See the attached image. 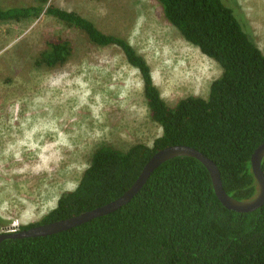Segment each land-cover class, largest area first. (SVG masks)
I'll return each instance as SVG.
<instances>
[{"label": "trees", "instance_id": "obj_1", "mask_svg": "<svg viewBox=\"0 0 264 264\" xmlns=\"http://www.w3.org/2000/svg\"><path fill=\"white\" fill-rule=\"evenodd\" d=\"M34 1L0 5V22L31 21L45 13L81 31L92 44L119 47L140 73L151 119L163 132L153 146L136 143L122 151L101 144L77 187L64 192L40 221L20 229L115 200L158 150L176 144L192 146L214 161L230 196L257 195L251 157L264 142V50L238 8L223 0H158L184 39L222 68L206 98L190 95L170 106L147 59L126 37L103 31L75 10ZM72 53V40L53 35L38 62L64 65ZM0 264H264V205L250 212L225 207L208 168L195 157H175L114 212L46 236L5 239Z\"/></svg>", "mask_w": 264, "mask_h": 264}, {"label": "rangeland", "instance_id": "obj_2", "mask_svg": "<svg viewBox=\"0 0 264 264\" xmlns=\"http://www.w3.org/2000/svg\"><path fill=\"white\" fill-rule=\"evenodd\" d=\"M245 17L264 50V0H223ZM34 0H0V5ZM126 37L145 56L163 98L173 106L206 98L221 66L181 35L158 0H49ZM73 42L69 60L40 64L46 40ZM162 127L151 119L137 69L117 46L101 47L43 13L0 22V233L40 221L74 190L103 143L126 151L153 146Z\"/></svg>", "mask_w": 264, "mask_h": 264}, {"label": "water", "instance_id": "obj_3", "mask_svg": "<svg viewBox=\"0 0 264 264\" xmlns=\"http://www.w3.org/2000/svg\"><path fill=\"white\" fill-rule=\"evenodd\" d=\"M180 156L195 157L208 168L213 180L216 195L225 207L238 212H250L264 205V172L262 169L264 142L255 149L251 157L252 169L258 182V193L255 197L248 200H239L230 196L226 192L223 186L220 170L214 161L208 158L203 152L189 145L176 144L158 150L146 163L140 175L130 188L115 200L66 219L34 225L25 229L2 232L0 233V244L8 238L36 237L54 234L81 225L93 218L114 212L132 200L156 168L167 160Z\"/></svg>", "mask_w": 264, "mask_h": 264}, {"label": "flooded vegetation", "instance_id": "obj_4", "mask_svg": "<svg viewBox=\"0 0 264 264\" xmlns=\"http://www.w3.org/2000/svg\"><path fill=\"white\" fill-rule=\"evenodd\" d=\"M19 229H20V227H19Z\"/></svg>", "mask_w": 264, "mask_h": 264}]
</instances>
